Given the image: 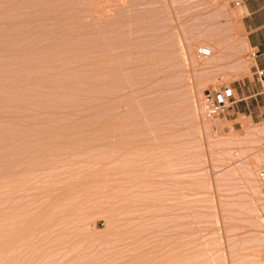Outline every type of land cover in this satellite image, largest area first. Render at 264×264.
Instances as JSON below:
<instances>
[{
  "label": "rangeland",
  "instance_id": "rangeland-1",
  "mask_svg": "<svg viewBox=\"0 0 264 264\" xmlns=\"http://www.w3.org/2000/svg\"><path fill=\"white\" fill-rule=\"evenodd\" d=\"M236 1L0 0V264H264Z\"/></svg>",
  "mask_w": 264,
  "mask_h": 264
},
{
  "label": "crops",
  "instance_id": "crops-1",
  "mask_svg": "<svg viewBox=\"0 0 264 264\" xmlns=\"http://www.w3.org/2000/svg\"><path fill=\"white\" fill-rule=\"evenodd\" d=\"M241 27L248 44L260 54L254 57L252 77H248L237 88L245 102L236 105L239 110L255 121L264 120V0H241ZM260 71L263 74L260 75Z\"/></svg>",
  "mask_w": 264,
  "mask_h": 264
},
{
  "label": "built area",
  "instance_id": "built-area-1",
  "mask_svg": "<svg viewBox=\"0 0 264 264\" xmlns=\"http://www.w3.org/2000/svg\"><path fill=\"white\" fill-rule=\"evenodd\" d=\"M237 5H241V0L236 1ZM198 53L201 56L208 57L212 50L209 47H200ZM260 54L259 51L253 50L251 56L254 58ZM260 75L263 71L259 72ZM233 90L228 85H219L208 88L203 93L200 101L199 111L202 118L208 121L215 120L227 113L233 104ZM258 179L264 188V168L258 173Z\"/></svg>",
  "mask_w": 264,
  "mask_h": 264
},
{
  "label": "bare ground",
  "instance_id": "bare-ground-1",
  "mask_svg": "<svg viewBox=\"0 0 264 264\" xmlns=\"http://www.w3.org/2000/svg\"><path fill=\"white\" fill-rule=\"evenodd\" d=\"M215 1V0H214ZM212 56V55H211ZM258 255V254H257ZM261 257V256H260Z\"/></svg>",
  "mask_w": 264,
  "mask_h": 264
}]
</instances>
